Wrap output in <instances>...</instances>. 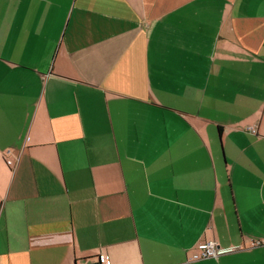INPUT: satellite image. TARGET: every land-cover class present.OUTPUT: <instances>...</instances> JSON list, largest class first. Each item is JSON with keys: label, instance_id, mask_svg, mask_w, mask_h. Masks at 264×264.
<instances>
[{"label": "crops", "instance_id": "1", "mask_svg": "<svg viewBox=\"0 0 264 264\" xmlns=\"http://www.w3.org/2000/svg\"><path fill=\"white\" fill-rule=\"evenodd\" d=\"M99 259L264 264V0H0V264Z\"/></svg>", "mask_w": 264, "mask_h": 264}, {"label": "built area", "instance_id": "2", "mask_svg": "<svg viewBox=\"0 0 264 264\" xmlns=\"http://www.w3.org/2000/svg\"><path fill=\"white\" fill-rule=\"evenodd\" d=\"M248 132L252 135L256 133L255 129H248ZM7 165L10 166L11 162L7 161ZM259 245L258 243H252V246ZM221 254L218 246L213 242L202 241L194 247V253L190 258L192 262H199L214 259L216 260ZM103 259H99V264H102Z\"/></svg>", "mask_w": 264, "mask_h": 264}]
</instances>
